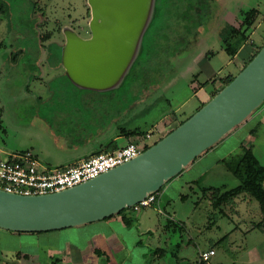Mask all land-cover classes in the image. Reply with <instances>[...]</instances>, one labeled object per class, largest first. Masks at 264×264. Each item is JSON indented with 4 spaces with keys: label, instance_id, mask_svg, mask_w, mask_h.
<instances>
[{
    "label": "rangeland",
    "instance_id": "1",
    "mask_svg": "<svg viewBox=\"0 0 264 264\" xmlns=\"http://www.w3.org/2000/svg\"><path fill=\"white\" fill-rule=\"evenodd\" d=\"M1 4L0 149L30 147L43 162L44 151L59 155L57 142L65 140V134H74L78 126H93L96 118L118 107L120 98H128L131 106L124 121L139 123L144 131L160 122L149 139V145L155 143L195 112L193 82L207 83L208 76L213 77L206 85L211 96L213 88L222 87L221 76L237 74L248 50L252 54L264 44V0H186L183 8L176 7L169 34L160 37L166 54L156 64L130 72L132 81L119 85L117 79L105 89L75 81L65 65H58L67 30L91 37L88 0H0ZM255 6L262 14L252 37L260 41L242 47L234 61L222 49L221 34L232 21L240 25L238 13ZM39 49L48 52L41 62ZM34 112L46 121L50 118L56 131L48 132L30 120ZM237 130L169 187L164 184L157 202L139 211L128 207L126 212L134 218L130 226L115 219L106 225L101 219L48 231L0 227V264H189L209 248L216 249L217 264H264V213L259 201L243 191L231 201L214 203L220 192L241 183L236 175L247 158L264 166V102ZM169 219L173 223L168 225ZM97 231L105 236L115 233L120 241L110 255L97 251L92 259L77 263L82 257L75 247L83 248Z\"/></svg>",
    "mask_w": 264,
    "mask_h": 264
},
{
    "label": "water",
    "instance_id": "2",
    "mask_svg": "<svg viewBox=\"0 0 264 264\" xmlns=\"http://www.w3.org/2000/svg\"><path fill=\"white\" fill-rule=\"evenodd\" d=\"M88 1L92 35L83 38L67 30L63 63L75 81L105 88L112 72L117 70L111 78L117 81L128 67L150 0ZM263 102L264 44L233 80L137 157L61 191L24 195L0 188V227L48 231L118 214L159 191Z\"/></svg>",
    "mask_w": 264,
    "mask_h": 264
},
{
    "label": "crops",
    "instance_id": "3",
    "mask_svg": "<svg viewBox=\"0 0 264 264\" xmlns=\"http://www.w3.org/2000/svg\"><path fill=\"white\" fill-rule=\"evenodd\" d=\"M225 19H227V18H225ZM237 19H239V18H237ZM261 19H263V17ZM256 22L254 24L255 26H257ZM232 23L235 24V21H232ZM252 36H253V33L251 32L250 38L247 39L242 44L243 48L245 46L247 47L250 42L258 43L260 41L259 40L260 38L254 39ZM222 49H225V46L223 45V43H222ZM38 51L40 52V56L42 58L38 62H41L42 60H44L43 59L44 56L48 57L47 56L48 52H45V50L39 49ZM24 52L27 53L28 51L25 49ZM54 52H55V50H53V56H55ZM211 53L212 54L215 53L214 50H211ZM249 53H250V49L248 50V53L245 56H247ZM15 54L17 55V52ZM231 57L235 61V59L238 58V53L231 56ZM239 60L241 61L242 59H239ZM58 65H63V67H64L62 60H61V63ZM38 66H39V64L37 65V68H38ZM46 71L47 70L45 67V73H46ZM208 79L209 80H207V83H205L204 81H202V82L199 81V82H193V84H192V86L194 88V91H193L194 96H196L198 98V105L200 104V102L208 101L211 97L210 91L207 90L206 85L209 82L213 81L214 78L211 76H208ZM215 84H217V83L215 82L214 85ZM109 88H112V86L105 87V89H109ZM192 96H193V94H192ZM39 101L40 100L37 99L35 104L38 103ZM128 101H129L128 98L127 99L120 98V103H118V107L116 105L115 109L112 110L110 113L108 112L107 114H104V115L98 117V119L96 118V121L93 124V126H91V127H84L83 125L81 127L78 126L77 127L78 129L76 131H74V134H67V135L65 134L64 135L65 140H63L62 142L61 141L57 142V148L59 150H61V153L57 156H52V154L49 153V151H46V152L44 151V153H42L44 162H46L47 165L53 166V167L75 164V163L79 162L80 160H82L83 158L89 157L90 155H92L94 153L112 151V150L126 144L128 141L132 140L136 136V135L128 136L126 132L129 130L139 129V130L145 132V134H146L147 132L152 131V128H154L155 126L158 127L160 125V122H157V123H155V125L150 130L144 131L138 125L139 123L136 125H132V124H130V120L124 121V118L127 116V114L129 113V110L131 109V106L129 105ZM24 112H25V110H24ZM34 113L35 114L32 115V118L30 120L39 122L42 125V128H44L48 132H51L53 130L56 131L55 127L51 123L52 120H50V118H49V121H46V119H44L43 116L38 115V112L37 113L34 112ZM260 113H262V112H260ZM172 116L173 115H169L168 117H172ZM179 122H180V120H179ZM50 124H52V125L50 126ZM240 124L235 126L228 133H226L215 145H213L211 148H209V150H207L205 153L199 155L191 163H189L187 166H185L179 174L168 179L164 183L166 185V187H169L174 181H177L175 179H178L180 177V175H182L185 171L192 169V167L196 163L202 161L206 157V155H208L210 149L216 147L218 144L220 145V143L224 142L226 139H228L230 137V135H233L234 133H236V131H238L237 127ZM233 130H234V132H232ZM57 133H60V131L57 130ZM52 136H53V134H52ZM26 148L31 149L30 147H26ZM3 150L4 149H2V150L0 149V152H2ZM41 151L43 152L42 148H41ZM161 190H162V188H161ZM161 190H160V193H162ZM160 196H161V194L159 195V198H160ZM127 214L132 215L131 212H128ZM114 219L119 220V221L121 220L125 226H130L124 222L122 215L119 213L114 214L112 216H109L107 218H104L101 221H102V223H105L107 225L108 223H110ZM119 241L120 240L118 239V236L115 233H112L110 236L109 235L105 236L101 231L95 232L94 234L91 235L88 243L83 248L75 247V251H76L75 253L77 255H79L80 257H82V259L81 258L78 259L77 263L84 262L86 260H89L90 258L92 259L93 258L92 255L96 254L97 251H103L106 254H109V252H111L112 246H116L117 242H119ZM87 256H90V257L87 258Z\"/></svg>",
    "mask_w": 264,
    "mask_h": 264
},
{
    "label": "trees",
    "instance_id": "4",
    "mask_svg": "<svg viewBox=\"0 0 264 264\" xmlns=\"http://www.w3.org/2000/svg\"><path fill=\"white\" fill-rule=\"evenodd\" d=\"M185 2L186 0H150V5L145 15V24L136 40L137 46L135 47V53H133L128 67L118 79V81H120L119 85L124 83L125 81H132V77L134 76L133 74L136 73V71L142 65H148L149 63H153L154 65L159 61L158 59L161 58L160 56L166 54L167 45L165 43H162L163 41L160 39V37L162 34H169L168 30L170 28V23L174 24V17L176 16V7L178 6L180 9L183 8ZM2 5L3 4L0 5V18L4 12V5ZM261 13L262 10L256 6L246 10H242L240 13H238L241 14L240 25L237 26L233 23V25L229 24L225 27L221 36L222 43L225 46V50L229 55L233 56L237 54L241 49L242 44L250 38V33L253 29L256 28L254 24L261 15ZM249 29L250 32H247L246 34V31ZM68 31H70V29ZM238 35L243 36L242 40H239L237 38ZM261 47L262 46L258 47L255 52H253L252 54L249 53L247 56L244 57L245 59H247L244 67L246 66V64H248V62L253 59V57L257 54ZM156 53L158 54V56H156ZM153 55H155V58H151ZM130 72H133V74H130ZM237 74H232L229 72L225 74V76H221L223 85L220 88H213L210 99L216 93H218L226 84L233 80V78ZM206 102H200L195 112L200 109ZM191 115L182 119L179 124H181ZM126 133L128 136L139 134L143 136L145 135V132L139 129L129 130ZM149 146L150 145L147 144L146 148ZM206 151H204L203 153H205ZM236 176L241 180V183L233 188L224 190L222 193L220 192L219 195L215 198V206L221 201H231L241 192L245 191L250 193L252 197L259 201L261 210L264 213V185L262 184V180H264V166H262V164H259V167H257L256 161L252 157H249L245 162V166H242L239 169ZM215 193L218 194L217 192ZM127 208L120 211L119 214L122 215L123 220L127 225H131L133 223L134 218L132 215H128L126 213ZM170 221L171 220L169 219L168 225L170 224ZM194 262H190L189 264H194Z\"/></svg>",
    "mask_w": 264,
    "mask_h": 264
},
{
    "label": "built area",
    "instance_id": "5",
    "mask_svg": "<svg viewBox=\"0 0 264 264\" xmlns=\"http://www.w3.org/2000/svg\"><path fill=\"white\" fill-rule=\"evenodd\" d=\"M152 131L142 138L106 152H98L79 162L66 166H49L29 148L0 152V188L18 194H46L74 187L120 164L137 157L145 150ZM160 190L148 193L145 198L130 207L132 211L150 206L159 199ZM215 248L199 252L194 264H217L213 261ZM225 264V263H219Z\"/></svg>",
    "mask_w": 264,
    "mask_h": 264
},
{
    "label": "flooded vegetation",
    "instance_id": "6",
    "mask_svg": "<svg viewBox=\"0 0 264 264\" xmlns=\"http://www.w3.org/2000/svg\"><path fill=\"white\" fill-rule=\"evenodd\" d=\"M76 33V32H75ZM92 35V34H91ZM87 38H89V37H87ZM68 43V42H67ZM67 46V44L63 47L64 49H65V47ZM63 57H64V55H63ZM62 62H63V58H62ZM117 72V70H115L114 72H112V74H111V76H110V80L107 82V84H109L110 86L115 82V80L114 81H112L111 80V78H113L115 75V73ZM106 84V82H104V83H102V85L101 86H103V85H105ZM109 87V86H108Z\"/></svg>",
    "mask_w": 264,
    "mask_h": 264
}]
</instances>
